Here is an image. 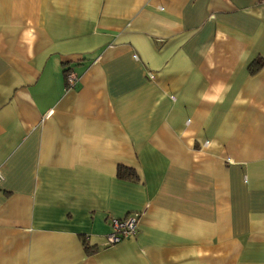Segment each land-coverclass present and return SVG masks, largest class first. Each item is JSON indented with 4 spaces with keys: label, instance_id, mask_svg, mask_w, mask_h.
Instances as JSON below:
<instances>
[{
    "label": "crops",
    "instance_id": "1",
    "mask_svg": "<svg viewBox=\"0 0 264 264\" xmlns=\"http://www.w3.org/2000/svg\"><path fill=\"white\" fill-rule=\"evenodd\" d=\"M0 264H264V0H0Z\"/></svg>",
    "mask_w": 264,
    "mask_h": 264
},
{
    "label": "built area",
    "instance_id": "2",
    "mask_svg": "<svg viewBox=\"0 0 264 264\" xmlns=\"http://www.w3.org/2000/svg\"><path fill=\"white\" fill-rule=\"evenodd\" d=\"M68 81H73V75L68 74ZM150 77H152L150 75ZM138 216L129 214L124 217H111L109 220L110 232L105 237L106 245H113L120 241L132 237L137 231Z\"/></svg>",
    "mask_w": 264,
    "mask_h": 264
},
{
    "label": "trees",
    "instance_id": "3",
    "mask_svg": "<svg viewBox=\"0 0 264 264\" xmlns=\"http://www.w3.org/2000/svg\"><path fill=\"white\" fill-rule=\"evenodd\" d=\"M257 64L261 65L262 61L258 60ZM116 176H117V178L122 179V180H126V181H131V182L138 181V176H137L136 172L134 171V169L126 167V166H118L117 170H116ZM85 250L87 253H91L94 251V249L91 247H88L87 244L85 245Z\"/></svg>",
    "mask_w": 264,
    "mask_h": 264
}]
</instances>
